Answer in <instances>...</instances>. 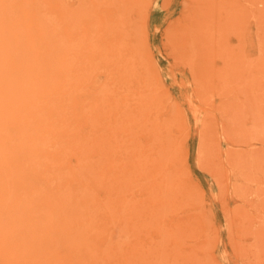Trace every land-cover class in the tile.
Masks as SVG:
<instances>
[{"label": "rangeland", "instance_id": "374dc122", "mask_svg": "<svg viewBox=\"0 0 264 264\" xmlns=\"http://www.w3.org/2000/svg\"><path fill=\"white\" fill-rule=\"evenodd\" d=\"M0 264H264V0H0Z\"/></svg>", "mask_w": 264, "mask_h": 264}]
</instances>
